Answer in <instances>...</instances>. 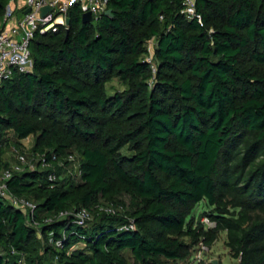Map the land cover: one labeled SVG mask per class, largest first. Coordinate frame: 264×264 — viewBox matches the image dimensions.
<instances>
[{"label":"trees","instance_id":"1","mask_svg":"<svg viewBox=\"0 0 264 264\" xmlns=\"http://www.w3.org/2000/svg\"><path fill=\"white\" fill-rule=\"evenodd\" d=\"M182 1L110 0L88 22L73 5L0 84V177L36 204L0 193V264H176L222 232L236 264H264V0H197L205 26ZM13 146L38 167L15 170ZM71 152L81 173L59 165Z\"/></svg>","mask_w":264,"mask_h":264},{"label":"built area","instance_id":"2","mask_svg":"<svg viewBox=\"0 0 264 264\" xmlns=\"http://www.w3.org/2000/svg\"><path fill=\"white\" fill-rule=\"evenodd\" d=\"M110 0H10L5 7V12L2 18V26L0 29V84L3 80L8 79L13 74L15 69L21 72L33 70V58L31 54V43L37 34H46L50 32H59L62 29L68 30L70 23H68L70 9L73 5H78L82 11V15L90 13L91 21L98 19L102 14H106L109 7ZM47 8L44 12L43 9ZM29 9V11H27ZM21 11L22 15L19 17L17 12ZM181 12L188 18L196 20L201 26H205L203 13L198 10L197 0H183ZM210 29V32H213ZM154 39L151 40L149 50L152 52ZM150 60V58H149ZM10 153L17 159L12 165L15 170H22L25 166L31 169L38 167L36 159H30L29 153L21 152L15 146L12 147ZM54 158H56L54 156ZM38 160L42 162V166H49L50 163L41 155ZM62 167L69 168L73 173H81L80 161L76 153H69L65 157V162L59 163ZM12 176V171L6 170L0 177V193L8 198L11 203L20 208L28 209L33 213L36 204L31 200L17 198L7 193L5 180ZM51 180L57 178L55 173L49 175ZM102 209L108 212H114L113 207ZM66 213L61 212L60 216ZM74 222L81 226H86L93 216L87 208H82L74 214ZM204 218V219H203ZM52 220V218H48ZM202 222L208 228L216 226V222L211 220L208 216L202 217ZM36 224V223H35ZM131 228L134 224L129 225ZM57 245L61 244V240L54 241ZM200 250L193 257L184 259L181 264H208L206 252L210 250V246L204 241L199 242ZM200 251V252H199ZM212 264V261H209ZM18 264H28L25 257L21 255Z\"/></svg>","mask_w":264,"mask_h":264},{"label":"rangeland","instance_id":"3","mask_svg":"<svg viewBox=\"0 0 264 264\" xmlns=\"http://www.w3.org/2000/svg\"><path fill=\"white\" fill-rule=\"evenodd\" d=\"M17 15L19 17H21L22 12L18 11ZM1 26H2V20L0 21V27ZM107 87H108L109 93H112L115 90L123 89L124 85L118 79H114L113 81H111L110 83L107 84ZM32 141H34V139L30 138L26 142L25 146L27 149L32 146V143H33ZM8 155L11 156L10 150L8 152ZM29 157H30V159L32 158V155L30 153H29ZM210 208L211 207L209 205H207L206 202L203 200L196 206V208L193 211V215L197 218H202V214L204 213V211L209 210ZM203 217H204V215H203ZM205 226H206V228H208L207 225H205ZM225 240H226V233L225 232L220 233L218 238L216 239V241L210 247V250L206 252V256H207L206 259L208 261L207 262L208 264L210 263L209 262L210 260L213 261L214 259L221 260L223 262V264H236L238 262L237 259L232 257L230 250L226 247ZM200 249H201L200 244L198 243L194 247V249L192 250V253L189 257L195 256L198 253V250H200ZM182 261L183 260L179 261L176 264H181Z\"/></svg>","mask_w":264,"mask_h":264},{"label":"water","instance_id":"4","mask_svg":"<svg viewBox=\"0 0 264 264\" xmlns=\"http://www.w3.org/2000/svg\"><path fill=\"white\" fill-rule=\"evenodd\" d=\"M46 10H47V8L45 7V8L43 9V11L45 12ZM27 11H29V9H28ZM106 14L112 16V15H113V9H112V8H109V9L106 11ZM67 21H68V23H70V18H69ZM83 21H84V22L91 21V15H90V13H85V14H83ZM212 263H213V264H218V260H217V259H214V260L212 261Z\"/></svg>","mask_w":264,"mask_h":264},{"label":"crops","instance_id":"5","mask_svg":"<svg viewBox=\"0 0 264 264\" xmlns=\"http://www.w3.org/2000/svg\"><path fill=\"white\" fill-rule=\"evenodd\" d=\"M30 138H33V137H32V136H29V137L23 139L22 142H23L24 144H26V142H27ZM32 142H33V141H32ZM32 144H33V143H32Z\"/></svg>","mask_w":264,"mask_h":264}]
</instances>
